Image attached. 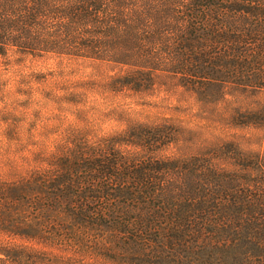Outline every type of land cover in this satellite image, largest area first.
<instances>
[{
  "label": "trees",
  "instance_id": "obj_1",
  "mask_svg": "<svg viewBox=\"0 0 264 264\" xmlns=\"http://www.w3.org/2000/svg\"><path fill=\"white\" fill-rule=\"evenodd\" d=\"M15 54L118 67L114 86L141 89L166 74L202 96H257L264 92V0H0V57ZM236 108L233 124L264 125V100ZM159 137L153 132L152 142ZM237 153L239 167L198 155L119 154L98 160L80 181L38 173L0 182V228L46 235L30 206H50L31 193L70 180L84 182L80 195L101 200L96 207L70 200L62 212L70 242L88 252L92 245L110 264H264V158ZM0 254L20 264L34 257L31 245L16 242L0 243Z\"/></svg>",
  "mask_w": 264,
  "mask_h": 264
},
{
  "label": "rangeland",
  "instance_id": "obj_2",
  "mask_svg": "<svg viewBox=\"0 0 264 264\" xmlns=\"http://www.w3.org/2000/svg\"><path fill=\"white\" fill-rule=\"evenodd\" d=\"M119 72L99 61L54 54L0 57V182L38 173L53 182L66 180L67 174L80 181L98 160L111 163L119 154L141 159L198 155L227 168L239 167L238 151L264 158V125L233 124L229 117L236 107L256 106L264 92L257 96L238 92L219 100L166 74L141 89L114 86L112 75ZM153 132L160 136L155 143ZM69 182L50 193L44 189L31 193L33 201L50 206L46 210L30 206L46 235L33 238L0 228V243L31 245L30 264H110L109 256L95 252L92 245L88 252L70 242L62 213L70 200L82 198L94 207L101 200L80 195L84 182ZM17 200L11 202L18 210ZM65 217L73 220L70 212ZM75 225L82 226L80 220ZM0 256V264H20Z\"/></svg>",
  "mask_w": 264,
  "mask_h": 264
}]
</instances>
